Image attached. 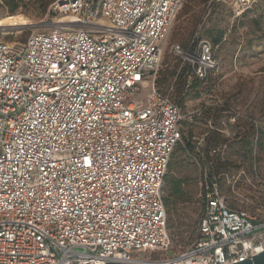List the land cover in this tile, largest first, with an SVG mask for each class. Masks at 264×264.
<instances>
[{
  "label": "built area",
  "instance_id": "obj_1",
  "mask_svg": "<svg viewBox=\"0 0 264 264\" xmlns=\"http://www.w3.org/2000/svg\"><path fill=\"white\" fill-rule=\"evenodd\" d=\"M183 1L56 0L54 30L0 40V264H234L264 252V218L229 207L206 174L195 238L172 248L162 188L183 116L154 75ZM260 1L207 6L240 18ZM171 52L199 81L218 69L207 40Z\"/></svg>",
  "mask_w": 264,
  "mask_h": 264
},
{
  "label": "rangeland",
  "instance_id": "obj_2",
  "mask_svg": "<svg viewBox=\"0 0 264 264\" xmlns=\"http://www.w3.org/2000/svg\"><path fill=\"white\" fill-rule=\"evenodd\" d=\"M208 1H183L161 44V60L154 75L156 82H162L158 88L165 91L181 65L172 47L188 50L196 37L211 43L218 69L201 83L187 79L186 86L176 91L182 104L183 139L174 149L162 188L175 252L195 238L205 174L219 179L229 207L264 218L260 187L264 180V0L242 18H234L222 4L208 8ZM54 3L0 0V21L8 16L25 18L22 25L0 27V40L23 43L32 33L54 30L59 22ZM147 93L142 90L135 100L143 103ZM215 148L224 151L222 158L210 157Z\"/></svg>",
  "mask_w": 264,
  "mask_h": 264
},
{
  "label": "trees",
  "instance_id": "obj_3",
  "mask_svg": "<svg viewBox=\"0 0 264 264\" xmlns=\"http://www.w3.org/2000/svg\"><path fill=\"white\" fill-rule=\"evenodd\" d=\"M56 1V0H55ZM216 4H222V5H224L223 3H216ZM226 6V5H225ZM256 6V5H255ZM254 6V7H255ZM253 7V8H254ZM16 8V6L14 7V9ZM228 8V7H227ZM252 8V9H253ZM229 10H230V12L232 13V11H231V9L230 8H228ZM251 9V10H252ZM251 10H249V11H247V12H245L242 16H241V18L243 17V16H245L248 12H250ZM13 11V10H12ZM213 44V43H212ZM186 51V50H185ZM174 56V55H173ZM175 58H178L179 60H181V58H179V57H177V56H174ZM171 77H172V79H173V83L171 84V86H169V88H167L165 91H162V90H160L159 88H158V86H157V84L159 83V84H161L162 82L161 81H158V82H156L155 81V87L158 89V91H160L161 93H163V94H166L167 92H168V90L169 89H173V94H172V100L174 101V103L176 104V105H178L179 107H180V109H181V111H182V104H181V101H180V99H177L176 98V91H177V88H179V89H183L185 86H186V83H187V79H193L195 82H198V83H201V82H204V81H199L198 79H196V78H194L192 75H191V70L187 67V66H184V67H182V60H181V65H180V67H179V70H178V74H176V75H171ZM208 79V78H207ZM206 79V80H207ZM205 80V81H206ZM181 129H182V121H181V123H180V131H181ZM183 139V137H182V131H181V140ZM180 140V141H181ZM180 143V142H179ZM178 143V144H179ZM177 144V145H178ZM186 146H187V149L189 150V151H192L193 150V147L190 145V144H186ZM173 155V154H172ZM172 158V157H171ZM202 159V158H201ZM200 159V160H201ZM171 160V159H170ZM202 162H204L205 161V159H203V160H201ZM170 163V162H169ZM168 166H169V164H168ZM168 168V167H167ZM166 175V174H165ZM210 176H213V175H211V174H209ZM214 177V176H213ZM164 179H165V177H164ZM178 185H176V191L178 190ZM163 203H164V206H165V200H164V197H163ZM165 209H166V206H165ZM166 215H167V210H166Z\"/></svg>",
  "mask_w": 264,
  "mask_h": 264
},
{
  "label": "bare ground",
  "instance_id": "obj_4",
  "mask_svg": "<svg viewBox=\"0 0 264 264\" xmlns=\"http://www.w3.org/2000/svg\"><path fill=\"white\" fill-rule=\"evenodd\" d=\"M25 18H22V16H8L3 18L0 21V27H9V26H17V25H22L25 23ZM62 21H64V19H61Z\"/></svg>",
  "mask_w": 264,
  "mask_h": 264
},
{
  "label": "water",
  "instance_id": "obj_5",
  "mask_svg": "<svg viewBox=\"0 0 264 264\" xmlns=\"http://www.w3.org/2000/svg\"><path fill=\"white\" fill-rule=\"evenodd\" d=\"M104 263L105 264H123V263H108V262H104ZM132 264H139V263H132ZM234 264H264V252L256 256H253L252 260H243V261H240V263L237 262Z\"/></svg>",
  "mask_w": 264,
  "mask_h": 264
}]
</instances>
